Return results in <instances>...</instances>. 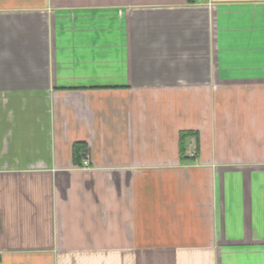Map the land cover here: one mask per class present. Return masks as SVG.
Wrapping results in <instances>:
<instances>
[{"label":"crops","instance_id":"1","mask_svg":"<svg viewBox=\"0 0 264 264\" xmlns=\"http://www.w3.org/2000/svg\"><path fill=\"white\" fill-rule=\"evenodd\" d=\"M0 264H264V0H0Z\"/></svg>","mask_w":264,"mask_h":264},{"label":"trees","instance_id":"2","mask_svg":"<svg viewBox=\"0 0 264 264\" xmlns=\"http://www.w3.org/2000/svg\"><path fill=\"white\" fill-rule=\"evenodd\" d=\"M187 134V132H184V134H182V138H183V136H185ZM184 152V147H183V145H182V153Z\"/></svg>","mask_w":264,"mask_h":264},{"label":"built area","instance_id":"3","mask_svg":"<svg viewBox=\"0 0 264 264\" xmlns=\"http://www.w3.org/2000/svg\"><path fill=\"white\" fill-rule=\"evenodd\" d=\"M88 162H85V164H87Z\"/></svg>","mask_w":264,"mask_h":264}]
</instances>
